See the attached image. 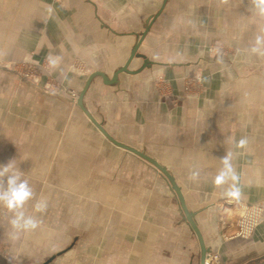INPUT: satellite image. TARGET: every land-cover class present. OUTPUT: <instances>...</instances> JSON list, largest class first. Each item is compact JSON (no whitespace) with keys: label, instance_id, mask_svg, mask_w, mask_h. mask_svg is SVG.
Listing matches in <instances>:
<instances>
[{"label":"crops","instance_id":"obj_1","mask_svg":"<svg viewBox=\"0 0 264 264\" xmlns=\"http://www.w3.org/2000/svg\"><path fill=\"white\" fill-rule=\"evenodd\" d=\"M163 2L0 0V62L43 63L81 92L93 72L111 79L128 62ZM258 35L264 16L253 0H167L141 55L115 82L95 76L84 95L114 139L167 168L221 264L264 252V220L245 241L225 238L234 199L264 207V55L251 52ZM216 40L241 54L210 55L205 47ZM200 73L203 85L186 92ZM159 80L173 94L164 96ZM10 161L34 190L28 214L48 201L26 244L34 251L46 234L60 247L48 264L201 263L198 236L163 173L110 141L78 103L0 66V165Z\"/></svg>","mask_w":264,"mask_h":264},{"label":"rangeland","instance_id":"obj_2","mask_svg":"<svg viewBox=\"0 0 264 264\" xmlns=\"http://www.w3.org/2000/svg\"><path fill=\"white\" fill-rule=\"evenodd\" d=\"M57 1L59 2L60 0H57ZM154 14L155 13H152V15H150L151 16L149 18L150 20L157 13L155 15ZM205 49L207 50V52L210 55H212V56L214 55L217 58L223 57V56H226L229 54H231V56L237 57V55H240L242 52L241 48L239 46H234V45L231 46L228 44H224L221 40H216L215 42L207 45L205 47ZM225 65L227 67L231 64L227 62ZM0 66H3L5 68H7L8 70H13L14 72H17L18 74H20L25 80H28L31 83H36V84L42 86V88H44L50 92H54L55 94H57V96L59 98H62V100H64V101L70 100L74 103H77V101H78L80 91L73 88V87H70L69 85L64 83L62 80H59L54 75L50 66L44 65L43 63L34 64L31 62H24V61L18 62V61H10V60L9 61H1ZM204 77L205 76L203 75V73L202 74L200 73V75H198V78L187 80L186 82L188 83L189 86L186 87L187 89L185 88V91L188 93L196 92L197 88H200L203 85ZM158 82L160 85L161 92L164 96H168V95L173 94L172 93L173 88L171 85H169V83L163 82L161 80H159ZM191 84H192V87H191ZM233 201L238 202L235 204V205H237V206H235L236 210L234 209L233 213L231 214V216H233L231 221L229 223L228 222H226V223H227V225L233 224L234 228H233L231 235H227L225 238H227V240H240V239H242L245 241V239H249L251 236H253V233L255 232L256 228L261 224V222H263V220H264V207L261 205H257V204H248L245 201H241L237 198L234 199ZM246 206L250 207L249 210H251V208L254 206L257 207L259 210H261L260 214H259V212L256 213V211L252 213L255 217L254 222H253L254 219L252 217L253 216L252 214L250 215L251 218L249 217L250 220L248 219L246 221L245 218H247V216H248V213L244 209ZM30 209H31L30 205H27L26 211L29 214L32 213V211L30 212ZM0 214L9 215L3 209H0ZM8 221H9V218H8ZM238 221H240V222H238ZM221 225H222V223H221ZM242 225H243V228H242L243 230L241 231ZM248 225H251L253 227L249 228ZM6 226H7V229H6ZM43 226H46V224H44ZM244 227H246V228H244ZM11 232H12V229H11L9 223L0 222V256H2L4 259H6L7 261H9L12 264H31V263L32 264H42L44 261H46V259H48L52 255V253L55 250L60 248L57 246L54 247L52 244L50 245L49 239L47 238L46 234H44V236H40L41 239L39 242H40L41 246L37 247L33 251V249L31 250V248H32L31 244L26 245L27 242H29L27 232L20 233L19 238L15 239V240H13L11 238V236H10ZM245 232H246V234L243 237L242 235ZM241 233H242V235H241ZM23 245H24V247H23ZM27 247H29V249ZM210 255H212L213 263L221 264V257L219 254H217L219 261H216V259L214 258L216 253L210 254ZM262 255H264V252L256 255L254 258H251V259L248 258L247 260H245L241 264H245L249 260L255 259V258L260 257Z\"/></svg>","mask_w":264,"mask_h":264},{"label":"clouds","instance_id":"obj_3","mask_svg":"<svg viewBox=\"0 0 264 264\" xmlns=\"http://www.w3.org/2000/svg\"><path fill=\"white\" fill-rule=\"evenodd\" d=\"M254 7L260 16H264V0H253ZM251 52L264 55V35H258ZM247 143L246 139L239 141V146L243 147ZM224 169L221 176L227 175L231 170L230 154L222 158ZM198 173L193 172L192 178L195 179ZM220 182L219 179L217 181ZM35 198V193L29 181L24 178L22 171L17 169L10 161L0 165V209L9 214V225L12 229L10 236L13 240L18 239L20 233L32 232L40 227L41 221L35 214H44L48 209L46 199H38L33 205L35 214L29 215L26 205Z\"/></svg>","mask_w":264,"mask_h":264},{"label":"water","instance_id":"obj_4","mask_svg":"<svg viewBox=\"0 0 264 264\" xmlns=\"http://www.w3.org/2000/svg\"><path fill=\"white\" fill-rule=\"evenodd\" d=\"M167 0H164L163 2V5H162V8L160 9V11L148 22V25L144 31V33L139 37V41L137 42V44L134 46V49L132 50L131 52V55H130V58L128 60V62L122 67L120 68L119 70H117L114 74V76L109 79L107 78V76L101 72V71H96V72H93L87 82H86V85L85 87L83 88V90L80 92L79 94V97H78V105L81 107V109L85 112V114L90 118V120L97 126V128L110 140L112 141L114 144L122 147V148H125L131 152H133L134 154L140 156L141 158L145 159L146 161L150 162L152 165H154L161 173H163V175L169 180L170 184H171V187L172 189L176 192L180 202H181V206H182V209H183V212L185 214V217L187 218L189 224L191 225V227L193 228V230L195 231V233L197 234L198 236V239H199V242H200V245H201V263L200 264H206V260H207V257H208V254H209V250L208 248L206 247L205 245V241H204V238H203V235L199 229V227L197 226L194 218H193V214L188 210L187 208V205H186V202H185V198L183 196V193L179 187V185L177 184L175 178L171 175V173L167 170V168H165L164 166H162L157 160L151 158L150 156H148L147 154H145L144 152L134 148V147H131V146H128L126 144H123L119 141H117L116 139H114L106 130L105 128L94 118V116L85 108V105H84V95L91 83V81L93 80V78L95 76H101L103 79H104V82L107 83V84H110L112 82H115L116 81V78L118 76V74L121 72V71H124V70H127L128 68V65L129 63L131 62V60L135 57V56H140L141 54L138 53V49H139V46L141 44V42L143 41L144 37L146 36V34L148 33L149 29L151 28V25L153 24V22L155 21V19L158 17V15L162 12V9L163 7L165 6V3H166ZM63 253L62 252H59V254ZM56 255L54 256H51L48 260H46L44 263L42 264H48L49 262L53 261L55 259ZM0 264H12L10 263L9 261H7L6 259H4L2 256H0ZM32 264V263H31ZM245 264H264V255L260 256V257H257L255 259H252V260H249L248 262H246Z\"/></svg>","mask_w":264,"mask_h":264},{"label":"built area","instance_id":"obj_5","mask_svg":"<svg viewBox=\"0 0 264 264\" xmlns=\"http://www.w3.org/2000/svg\"><path fill=\"white\" fill-rule=\"evenodd\" d=\"M249 206H246L244 209H245V211L248 213V216H247V218H245L246 219V221L249 219V217L251 218V214L253 213V212H255L256 211V213H258L259 212V214L261 213V210H259L257 207H252L251 208V210H249ZM253 215V214H252ZM253 217V219L255 218L254 217V215L252 216ZM250 220V219H249ZM245 221V220H244ZM255 221V219L253 220V222ZM238 222H240V221H238ZM252 224V223H251ZM248 227L250 228H252L253 226H251V225H248ZM243 228V225L241 226V231L243 230L242 229ZM244 228H246V227H244ZM240 231V232H241ZM245 234H246V232L242 235V233H241V235L244 237L245 236ZM214 258L216 259V261H219V258H218V255L216 254L215 256H214ZM206 264H215V263H213V259H212V255H209L208 256V258H207V260H206Z\"/></svg>","mask_w":264,"mask_h":264}]
</instances>
